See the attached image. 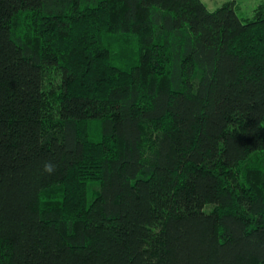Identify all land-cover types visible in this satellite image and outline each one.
Instances as JSON below:
<instances>
[{
  "label": "trees",
  "instance_id": "1",
  "mask_svg": "<svg viewBox=\"0 0 264 264\" xmlns=\"http://www.w3.org/2000/svg\"><path fill=\"white\" fill-rule=\"evenodd\" d=\"M241 11L0 0V264H264V1Z\"/></svg>",
  "mask_w": 264,
  "mask_h": 264
},
{
  "label": "rangeland",
  "instance_id": "2",
  "mask_svg": "<svg viewBox=\"0 0 264 264\" xmlns=\"http://www.w3.org/2000/svg\"><path fill=\"white\" fill-rule=\"evenodd\" d=\"M203 1L207 4L210 10H214L228 0H203ZM238 1L241 3V7H242L241 15L244 18H249L253 16L254 10L264 0H238Z\"/></svg>",
  "mask_w": 264,
  "mask_h": 264
},
{
  "label": "clouds",
  "instance_id": "3",
  "mask_svg": "<svg viewBox=\"0 0 264 264\" xmlns=\"http://www.w3.org/2000/svg\"><path fill=\"white\" fill-rule=\"evenodd\" d=\"M43 170L45 173L51 175L56 171V166L52 164L51 162H46L44 164Z\"/></svg>",
  "mask_w": 264,
  "mask_h": 264
}]
</instances>
